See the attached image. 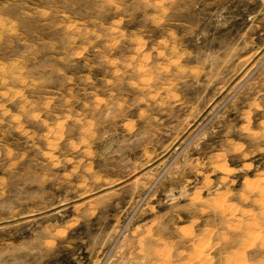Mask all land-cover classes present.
Instances as JSON below:
<instances>
[{
	"label": "rangeland",
	"instance_id": "obj_1",
	"mask_svg": "<svg viewBox=\"0 0 264 264\" xmlns=\"http://www.w3.org/2000/svg\"><path fill=\"white\" fill-rule=\"evenodd\" d=\"M0 264H264V0H0Z\"/></svg>",
	"mask_w": 264,
	"mask_h": 264
},
{
	"label": "bare ground",
	"instance_id": "obj_2",
	"mask_svg": "<svg viewBox=\"0 0 264 264\" xmlns=\"http://www.w3.org/2000/svg\"><path fill=\"white\" fill-rule=\"evenodd\" d=\"M205 256H206V255H205ZM205 256L203 257V260H204V261L207 260V256H206V257H205ZM208 259H210V258H208Z\"/></svg>",
	"mask_w": 264,
	"mask_h": 264
},
{
	"label": "water",
	"instance_id": "obj_3",
	"mask_svg": "<svg viewBox=\"0 0 264 264\" xmlns=\"http://www.w3.org/2000/svg\"><path fill=\"white\" fill-rule=\"evenodd\" d=\"M59 208H61V207H58L57 209H59Z\"/></svg>",
	"mask_w": 264,
	"mask_h": 264
}]
</instances>
